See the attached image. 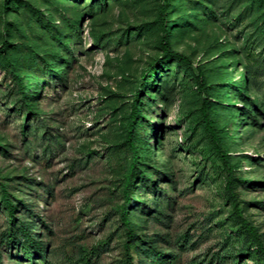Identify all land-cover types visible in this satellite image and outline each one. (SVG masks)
<instances>
[{"label": "rangeland", "instance_id": "1", "mask_svg": "<svg viewBox=\"0 0 264 264\" xmlns=\"http://www.w3.org/2000/svg\"><path fill=\"white\" fill-rule=\"evenodd\" d=\"M135 96L134 264H264L200 112L264 244V0H0V264H123Z\"/></svg>", "mask_w": 264, "mask_h": 264}, {"label": "trees", "instance_id": "2", "mask_svg": "<svg viewBox=\"0 0 264 264\" xmlns=\"http://www.w3.org/2000/svg\"><path fill=\"white\" fill-rule=\"evenodd\" d=\"M166 25L162 23V38H161V48L163 51L164 56L167 57H172L177 61L180 62H188L187 58L183 56L182 54L173 51L170 49L168 41H167V31H166ZM200 86L204 88L205 86L202 81V79L199 80ZM20 88H22L20 86ZM22 91V90H21ZM136 102V96L134 100L131 103L130 107V112L128 114V132L126 135V144L127 148L130 152V157H129V164L127 171L123 177V184H122V197H123V202L120 204L119 211H118V216L121 224L125 228V239L123 242V256H124V261L123 264H134L133 261V241L135 238V233L133 229L130 227L129 224V214L127 210V205L129 204V185L131 182L132 175L136 171V166L139 158V147L138 143L135 142L131 138V127L133 125L134 118L137 116V109L135 106ZM201 120L203 122V126L205 131L207 132L209 136V140L211 143V147L214 151V153L217 155L218 159L220 160L222 167L225 171L226 174V180H225V185H224V193L226 196V199L229 201L230 206H231V211L235 219L238 221L239 227L242 229V233L249 238L250 243L255 250V253L260 256V258L264 261V244L262 242V239L260 237V234L256 230L255 226L252 225L242 214H241V209L239 207V199L237 196V193L234 188V169L232 165L230 164L229 161V156L228 154L221 148L220 145V140L219 136L217 133V129L215 127L214 121L211 117L210 114V106H209V100L207 97H203L202 102H201ZM2 202L5 210L7 211V217L8 220L13 223L14 222V209L15 206L14 204L7 198V193L5 188L3 187L2 189ZM12 236V234H10ZM24 237V244L25 247H28L31 251H35L39 248V245L31 238L28 234L23 233L22 234ZM156 260L162 261L165 257V255L157 251L155 253Z\"/></svg>", "mask_w": 264, "mask_h": 264}]
</instances>
